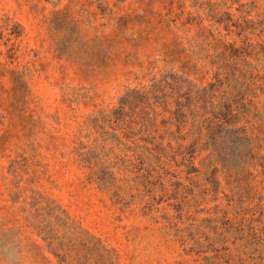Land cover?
<instances>
[{"label":"rangeland","instance_id":"obj_1","mask_svg":"<svg viewBox=\"0 0 264 264\" xmlns=\"http://www.w3.org/2000/svg\"><path fill=\"white\" fill-rule=\"evenodd\" d=\"M207 1L223 2L217 10L232 12L244 25L245 18L258 21L248 36L264 40V0H253L250 11L252 0ZM200 2L0 0V264H200L163 223L134 204L124 207L90 181L77 154L87 117L121 99L126 112L120 116L133 134L140 132L131 88L159 90L162 77L184 91L191 80L210 79L207 71L196 77L180 68L197 61L191 56L205 46L195 37L198 24L181 25V19L200 13L202 24L221 30L226 42L245 45L236 27L210 25L216 10ZM260 52L247 48V59L262 63ZM218 176L222 188L223 173ZM212 197L204 205H212ZM226 198L221 191L216 201L226 204ZM63 210L71 226L59 222L67 219Z\"/></svg>","mask_w":264,"mask_h":264},{"label":"trees","instance_id":"obj_2","mask_svg":"<svg viewBox=\"0 0 264 264\" xmlns=\"http://www.w3.org/2000/svg\"><path fill=\"white\" fill-rule=\"evenodd\" d=\"M200 3L216 10L210 25L236 27L245 45L226 42L221 30L214 33L202 24L200 13L181 19V25L198 24L195 37L205 46L191 56L197 61H184L180 68L196 77L207 71L210 79L191 80L184 91L162 77L156 81L159 90L131 88L127 92L139 100L143 122L134 127L140 132L133 134L130 121L120 116L126 112L121 99L119 106L87 117L77 154L90 170V181L124 207L134 204L151 221L163 223L196 262L264 264V40L254 43L248 36L257 28L255 19L245 18L244 25L232 12L217 10L223 2ZM249 6L250 11L253 0ZM247 48L261 51L263 62L249 61ZM169 71L173 79L178 76ZM221 191L226 204L216 201ZM211 193L215 202L204 205ZM63 212L67 219L59 222L71 226Z\"/></svg>","mask_w":264,"mask_h":264}]
</instances>
